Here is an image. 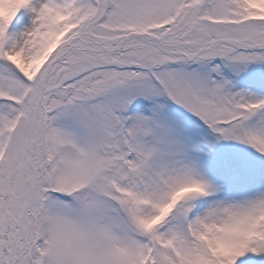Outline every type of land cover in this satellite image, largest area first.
<instances>
[{
    "label": "rangeland",
    "instance_id": "1",
    "mask_svg": "<svg viewBox=\"0 0 264 264\" xmlns=\"http://www.w3.org/2000/svg\"><path fill=\"white\" fill-rule=\"evenodd\" d=\"M18 8L0 0L22 82L0 81V264H264V0H50L37 41H6L34 22ZM159 175L175 204L141 230Z\"/></svg>",
    "mask_w": 264,
    "mask_h": 264
},
{
    "label": "bare ground",
    "instance_id": "2",
    "mask_svg": "<svg viewBox=\"0 0 264 264\" xmlns=\"http://www.w3.org/2000/svg\"><path fill=\"white\" fill-rule=\"evenodd\" d=\"M49 1L50 0H42L40 2V0H37L33 4L32 0H29L28 2L26 0H19L18 13L19 14L21 13L23 15V13L27 12L26 13V15H27L29 13V11H33L34 22L31 20L29 22V24L24 27L22 32H19V33H16L17 31L10 32L6 41H37V38H34L33 33L36 30V28H38V26H36L37 24H41V23L44 24V23L48 22L47 17H45L46 15L44 12L41 11V8L45 9L46 7H48ZM53 31L57 32L59 30L53 29ZM19 34H22L21 35L22 39H20ZM30 34H31V36L28 38H30L31 40H28V38L26 36L30 35ZM18 37H19V39H18ZM153 41H155V39L152 40V42ZM23 44L22 45L25 46V48H26V46H28V44L25 42ZM160 46H162V45L160 44ZM18 47L14 46L12 52H8V53L15 55L17 53ZM26 51H27V53H29V49L26 48ZM0 81H1V86L4 85V87H6V86L10 85L11 90H14L17 87L19 88L22 86V82H19L17 80V83H16V80H13L10 75H5L2 72H0ZM168 141H170V139ZM176 141H177V139H176ZM178 141L181 143L180 148L183 149V146H185L184 140L180 139ZM192 148H193V146H192ZM206 162H207L206 167L202 171H206L208 168L209 160L207 159ZM132 164L134 166H136L138 164L136 157H133ZM160 173L162 174V172H160ZM186 175L189 176L190 173H188ZM158 178H159V181L156 182L158 180ZM229 179H231V178H229ZM152 183H154V187H152L151 194L153 193L154 199H150V198L148 199V197H149L148 196L146 198L148 200L144 199V201H141L140 204L134 203L135 207L133 208V213H132L133 217H131V219H133V220H131V222L141 230H143L145 228V226H148V225L150 226V225H152V223H157L159 221L164 220L168 216V214L170 213L172 206L175 204V200L171 201V202L169 200V201H166L163 203H159L160 198L165 197L166 194L169 195L170 192L174 188V186H172L168 182V180H165L163 176L159 175V177H157L156 179H153ZM179 184H180L179 187H181V186L187 187L188 186V183H186L185 180ZM230 187L231 188H229V191L225 192L223 197H221L220 199H218L216 201H213V206L216 207V210H215L217 212L216 214L221 212V208L219 209V206H220V202H222V201H226V200H235L237 202H240L242 200L244 201L243 198L246 194L245 192L247 191V188H242V187L236 185V183H233ZM191 194L198 195L199 193H191ZM157 211H159V217H157V215L155 216ZM123 212L126 216L130 217L129 213L126 211V209L124 207H123ZM244 238H245V235H243V237H241V239H240L241 241L239 240L240 242L237 241L236 245L234 246V248L231 252H229V251L226 252V254H225L226 258H231V257H233L235 255L237 256L239 254V252L242 250V247H243V243L245 240ZM232 244L233 243L231 242V244H229V245L231 246ZM222 253H224V252L222 251ZM178 260H179V264H199L198 261L197 260L195 261L193 256L191 254H189L188 252H184V253L178 252Z\"/></svg>",
    "mask_w": 264,
    "mask_h": 264
}]
</instances>
